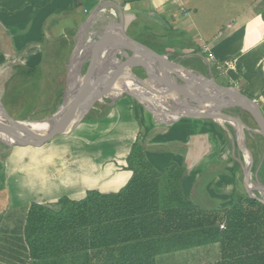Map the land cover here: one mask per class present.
I'll return each instance as SVG.
<instances>
[{"label":"crops","instance_id":"obj_1","mask_svg":"<svg viewBox=\"0 0 264 264\" xmlns=\"http://www.w3.org/2000/svg\"><path fill=\"white\" fill-rule=\"evenodd\" d=\"M109 1L0 0V88L13 74L19 73V65L25 66L26 70L38 64L45 40L48 47L53 48L51 43L55 41L57 34L62 33L65 28L78 25L80 28L83 19L79 17L83 12H86L88 7L95 9L99 3L101 5L104 3L108 5H100L98 8H112L119 13L117 6ZM113 1L122 3L123 12L128 20L132 16L135 18H163V21H166L165 27L161 26L163 30H158L159 22L152 20L150 23L145 22V26H149L148 29L145 28V33L147 35L152 32L155 35L156 33H165L166 38L170 37L177 44H181L184 49L189 50L187 58H200L206 64L210 74L213 75V70L218 72L223 81L217 83L235 86L247 96L257 100L263 112L264 4L262 0ZM101 22L110 23L108 21ZM92 31L95 29L90 30V32ZM171 31L172 33H170ZM98 32L106 35L101 30ZM171 48L173 47L171 46ZM204 48H208V51H204ZM209 52L212 53V58L208 57ZM228 61H231L232 65L225 67ZM219 65L222 67L218 68ZM98 66L101 70L103 69L100 64ZM25 70L20 71L24 72ZM149 84L151 85V82ZM132 99L134 102L137 101L126 94L114 102L109 100L107 105L110 108V113L104 114L103 120L98 121L96 118V123L102 124L105 127L104 131L108 132V134L105 132L106 135L102 137L101 141L109 140L115 148V154L106 153L105 155L104 153L103 158L98 159L106 160L107 172L103 176L97 179L91 175L83 182H73L69 186H65L66 183L61 181L60 170L57 168L56 174L52 176H46L45 173L40 174L43 181L33 184V187L40 185V191H34L30 182L25 181L23 183L25 188L23 192H26V197H23L25 200L18 199L22 196V192L13 194L8 199L9 205L5 204V207L0 210V264H104V259L108 255L135 259L139 255V251L132 248L122 251L90 247L84 254H81L86 258L85 261L79 259L77 250H61L58 255L48 253L34 258L29 255L28 245L22 240L23 235L14 230L22 227L26 211L32 202L40 205H53L59 197L64 195L78 200L83 198L90 189L110 192L124 186L132 174L131 170L126 169V157L132 142L137 138L141 139L148 160L157 169L163 170L169 160L177 163L180 168L178 171H180L181 195L189 198L196 206L209 210L223 208L247 194L245 179H243L245 190L242 192L238 190V172L236 171L239 170H235L234 163L231 166L227 162L223 164L222 158L217 156L216 151H211L218 145L217 140L221 139L222 131L224 132L226 128L224 124L212 119L183 117L171 123H163L165 124L163 128H159L157 123L151 125V122L148 121L143 126L134 117L135 106L131 103ZM143 108L148 111L144 106ZM90 117H87L88 120H81L72 132L57 135L50 141L73 135L82 141L89 142L86 135L97 134L87 128V125L93 120V116ZM157 117L163 121L174 118L164 114H158ZM226 125L231 126L230 124ZM191 127L193 131L190 133ZM140 129L143 131L140 132ZM98 137L101 136L98 134ZM211 140L216 143L213 147H211ZM92 146L93 144L90 145V147ZM14 147L27 150L18 152L11 147L13 148L10 152L11 157L6 161L9 166L13 162V157L19 154L25 155L31 151L30 149L37 146ZM101 152L99 153L101 154ZM49 154V159L54 160L55 154ZM107 155H111V157L104 159ZM93 159V154L87 155L85 159L90 173L95 171V165L92 164ZM215 159H219L221 164H214ZM17 168H12L9 174L11 178L18 174L28 178L26 173L21 174L23 170ZM71 169L73 168L71 167ZM29 173L35 175L32 171ZM72 176L77 178L76 174ZM161 177L162 184H167L166 174ZM12 185L19 184L15 182ZM78 185L80 186L78 187ZM79 190L81 191L79 192ZM255 193L259 195L257 190ZM172 238L173 235L169 234L148 238L144 241L147 244L146 249L153 253L154 264H164L166 261L169 264L168 255L184 250L189 251L190 256L196 255L191 258V261H199L198 264H209L219 259V249L215 248L212 251L211 244L173 250L175 247L173 248V244H171ZM214 244V247H217V243ZM95 253L99 255L97 258ZM163 255H166V259L158 262L157 258ZM210 257H213V260L207 262V258ZM129 262L135 264V261L131 263L132 261L129 260Z\"/></svg>","mask_w":264,"mask_h":264},{"label":"trees","instance_id":"obj_2","mask_svg":"<svg viewBox=\"0 0 264 264\" xmlns=\"http://www.w3.org/2000/svg\"><path fill=\"white\" fill-rule=\"evenodd\" d=\"M35 67L24 73L33 74ZM126 161L132 174L116 191L90 189L81 199L64 195L53 205L32 202L22 227L14 230L23 235L29 255L37 258L77 250L85 261L81 254L89 247L132 248L139 251L135 259L108 255L103 263L154 264L144 241L171 234L173 250L217 243L219 259L209 264H264V203L246 194L223 208L196 206L181 195L177 163L169 160L163 170L157 169L139 138L132 142Z\"/></svg>","mask_w":264,"mask_h":264},{"label":"rangeland","instance_id":"obj_3","mask_svg":"<svg viewBox=\"0 0 264 264\" xmlns=\"http://www.w3.org/2000/svg\"><path fill=\"white\" fill-rule=\"evenodd\" d=\"M115 2L122 10L121 11L117 7L119 10V18L120 16H122L127 35L145 44L154 51L167 55L169 59L179 63L182 68L193 70L198 77H201V75H203L204 77H211L214 75L213 78L215 77L214 79L216 80V82L223 81V79L220 78L218 72L213 70V75L210 74L209 70L206 67V64L200 58H187L186 55L189 53V50L184 49L181 44H177V42H174L172 39H170V37L166 38L165 33H156V35L153 34V32L151 33L152 35H150V33H148L149 35L145 33L146 29L149 28V26H145V22L150 23V21L152 20L159 22L160 27H157L158 30H163L161 26L165 27L166 25V21H163V18H135L132 16L128 20V18L126 19V16L123 12L122 3L117 1ZM105 5L108 4L103 3L101 6ZM94 10V8L88 7V9H86V12H83L82 16L79 18L83 19L82 22H84ZM104 23L107 24L106 22ZM78 28L79 25L76 27L69 26L68 28L64 29V31L62 32L63 34H57V38L53 43H51V45L54 46L53 48L48 47V43L46 40L43 42L42 55L40 56L38 64H36L35 72L33 74H25L24 72L20 71L22 69L25 70V66H18L19 73L13 74V77L11 76V78L6 81L4 86L0 88V107L3 111H5V113H8L9 116L14 119L39 121L51 116L56 112L61 104V100L63 98L62 96L64 94L66 86L68 63L75 48V44L77 43V36L81 33L80 32L75 37ZM94 29L95 31L90 32L89 37L98 41L101 39H108L104 36V34L98 32L99 30L105 31L106 25L102 24V26L100 27L94 26ZM135 32L139 34H133ZM170 33H172V31ZM89 41L92 42V40ZM89 41L84 43L88 44L90 43ZM171 46L173 48H171ZM162 47H164L163 50H160ZM117 50L119 52H124V49L122 48H117ZM128 54L131 53L128 52ZM116 57L119 59V61H125V58H122L119 54H117ZM97 62L101 67H103L102 70L104 74H109L111 68L108 65V61L99 58L97 59ZM86 64L87 62H84L81 66L82 75L86 72ZM102 70L98 67L99 73L97 74L104 76L102 74ZM131 70L134 73L135 71H137V75L141 78L146 77L143 69L138 65L131 67ZM165 70L168 71L167 74L170 78L171 76L169 74V68L166 67ZM185 74L188 75L189 73L186 71ZM197 80L198 79H196L195 81ZM172 81L175 82V80ZM89 83H91V81H87L86 84ZM201 83L203 82L201 81ZM119 85L120 84L116 82L114 87H118ZM149 92L152 93V91L150 90ZM129 97L132 98L131 96ZM102 99V102L96 101L93 107L82 119V121H84L85 119L88 120V118H91L90 116H93V120L87 125V128H89L91 132L97 134H95L94 136L86 135V138L89 142H85V140L82 141L81 139L73 137V135L55 138L52 141L48 140L47 142L43 143L44 145L41 144L37 147H34L33 149H30L31 151H28V153L25 155L19 154L13 157V162L11 166H9V164H6V161L7 158L11 157L10 152L11 150H13V148H15V150H18V152L27 149L16 147L9 148L0 141V210L5 207V204L6 206L9 205L8 199H10L13 194L15 195L22 192V196L18 199L24 201L25 199H23V197H26V192H23L25 191L23 183H25V181L30 182L31 187H33V184L35 182L43 181V177H41L40 174L45 173L46 176H52L56 174V169L58 168L60 170L61 181L63 183H66L65 186H69L70 183L73 182H83L85 181V178H90L91 175L98 179L99 177L103 176L105 172H107V164H105L106 160L103 161L98 159H102L104 153L105 155L106 153L115 154V148L112 146V143L109 140L101 141V139H103L102 137L106 135L105 132L107 134L108 132L107 130L104 131L105 127L102 124L98 122L96 123V118L98 121L103 120V115L110 113V108H108L109 106L107 105L110 99ZM165 100L169 105H175V103L170 98L166 97ZM131 103H133V106H135L134 117L137 118L143 126L146 125L147 121L151 122V125L157 123V126L159 128H163L165 126V124H163L162 122L154 120L157 119L158 114L153 116L150 112L146 111L143 106H141L143 105L141 101L137 100L136 102H134V100L132 99ZM173 109L174 108H171V110ZM224 111L240 117L248 127L256 128V124L254 123L251 115L244 109L240 107H231L225 108ZM262 113L264 115V108ZM223 124L226 126V128L224 129V132L221 130V139L219 141L217 140L218 145L215 146V148L213 149L214 151L212 149L211 151H216L217 156L222 158L223 164L227 162V164L231 166L234 163L235 170H239L236 171L238 172V190L239 192H242L245 190L243 187V179H245L243 173V167L245 166L244 153L241 152V149L237 145L236 131L234 130V128L232 126L226 125L225 123ZM142 131L143 129H140V132ZM192 131L193 130L191 127L190 133ZM243 131L244 132L242 139L246 148L247 162H250L251 156L249 173L250 181L247 183L248 186L255 184L258 187L259 184L264 183V142L262 137L258 133L246 128ZM88 133L90 132L88 131ZM98 134L99 136H101L100 138L98 137ZM211 142V147H213L215 142L214 140H211ZM92 144L93 146L90 147V145ZM101 150H103V152H101ZM99 152H101V154ZM49 153L55 154L54 160L49 159ZM89 154L94 155L92 164L95 165V171L93 173H90L88 171L87 162L85 161L87 155ZM109 157H111V155H107L104 159ZM214 164L220 165L221 161L219 159H215ZM16 167H18L17 169L23 170L21 174L26 173L28 175V178H24L19 174L14 178H11L9 174L12 171V168ZM71 167L73 169H71ZM29 171H32L35 175H31ZM75 174L77 176L76 179L75 176H72ZM55 179H57V177H55ZM14 181L19 185H12L15 184ZM79 186L80 185H78V187ZM33 188L34 191L41 190L40 185ZM80 191L81 190H79V192ZM258 191L259 193H262L261 189H259ZM211 245L213 246L212 251H214L215 248H218L217 244V247H214L215 244ZM176 256L179 257L176 258ZM195 256L196 255L190 256L189 251L184 250L177 254L168 255L167 258L169 257V264L200 263L199 261H191V258ZM163 259H166V255L157 258V261L161 262ZM211 260H213V257L207 258V262ZM167 263L168 262L166 261L164 264Z\"/></svg>","mask_w":264,"mask_h":264},{"label":"water","instance_id":"obj_4","mask_svg":"<svg viewBox=\"0 0 264 264\" xmlns=\"http://www.w3.org/2000/svg\"><path fill=\"white\" fill-rule=\"evenodd\" d=\"M109 2L119 8L115 1L110 0ZM100 5L101 4L95 9ZM91 14L80 26L77 35L88 24ZM83 44L86 46L85 50L83 51L81 49L78 55H76L78 43L75 44V48L68 63L66 86L63 94L66 96L67 91L69 92L68 100H63L65 105H60L51 116L39 120L44 123L45 126L42 125L41 128H37L30 125L29 120L14 119L0 107V141L7 147L39 146L57 135L70 133L78 126L96 101H103L102 98H109L114 102L117 98L126 94L141 101L139 93L133 89L131 90L129 87H121L118 91L114 88L116 82H120L121 86H123L124 81L128 77H130L129 80H132L135 85L142 89H148L163 98H170L175 103V105H171V108H174V112H177L176 117L166 121L157 117L159 122L171 123L183 117L212 119L214 121H217V118H222L225 121H238L246 129L258 133L264 142V115L257 100L247 96L235 86H226L217 83L213 76L204 77L201 75V77H198L193 70L182 68L179 63L169 59L167 55L158 53L127 35L122 16H120L119 35L117 34L106 40L101 39L98 42L93 41L88 44ZM107 48H122L127 53L129 52L131 54H119L122 58H125V61L120 60L121 65L113 67L109 74H104V72H102L104 76H101L97 74L99 73L97 62V59H99L98 54L103 50H107ZM78 58L80 61L77 60ZM84 62H87L88 65L85 74L82 75L81 66ZM135 65L143 69L146 75L145 78L139 77L131 70V67ZM154 65L161 71V76L156 71ZM161 65H165L169 68V74L171 77L175 78L176 82L166 79L165 73L162 72L160 67ZM186 71L189 73L188 75L185 74ZM76 73L82 75L83 79L80 81L81 83L77 80ZM196 79L198 80L195 81ZM74 80H76V84L73 88H70L69 82H74ZM87 81H91V83L86 84ZM199 81L206 82V88L200 89V87L194 85L195 82ZM148 82H151L152 86ZM158 85H162V88H159ZM189 89L190 91L187 94V90ZM142 104L153 116L158 113L161 114L160 111H157L152 105H148L144 102H142ZM226 107H240L247 111L256 124V128L248 127L240 117L225 112L224 109ZM235 131L237 145L241 149V152L244 153V149L246 148L241 134H239L236 129ZM1 134H3L6 139H4ZM250 163L251 156L250 162L247 163L245 160V166L243 167L247 194L264 203V194L259 193V195H256L255 193V190L258 191L260 186L257 187L254 184L248 186L247 182L250 181L248 179ZM262 185H264V183H262Z\"/></svg>","mask_w":264,"mask_h":264},{"label":"bare ground","instance_id":"obj_5","mask_svg":"<svg viewBox=\"0 0 264 264\" xmlns=\"http://www.w3.org/2000/svg\"><path fill=\"white\" fill-rule=\"evenodd\" d=\"M101 21H108L110 23L105 24L104 22H101ZM102 24L106 25V30L103 31V32L106 34L104 36L107 37L108 39L110 37H112V36L113 37L116 36L117 34L119 35V31H120L119 13L117 11H115L114 9H112V8H98V9L93 11V13L91 14V17H90V20H89L88 24L83 28L81 33L77 36L78 50L76 52V55L80 54L79 51L81 49L83 51L85 50L86 46L83 44L84 42H87L89 40H92V42L93 41L94 42H98V40L89 37V34H90V30L94 29V26H99L100 27V26H102ZM117 54L128 55V53L125 50H124V52H119L117 50V48H107V50L101 51L98 55H99L100 59L107 60L108 61V65L112 69L115 66L121 65L119 59L116 57ZM79 58L77 60L80 61ZM154 66L156 68V71L161 76L162 75L161 71L158 70L156 65H154ZM160 67L162 69V72L165 73L166 79L168 78V79L175 80L174 77H170L169 78V76L167 74L168 71L166 72V70H165V68L167 66L161 65ZM75 72H77V71H75ZM76 78L79 81V83H81L80 81H82V79H83L82 75H79V74L76 73ZM129 78L130 77L126 78V80L124 81L123 86H121V84L119 82L120 85L118 87H114L116 89V91H118V89L121 88V87H125V88L129 87L131 90L133 89L134 91L139 93V96H140V99H141L142 102H144V103H146L148 105H152L157 111H160L161 114H164V115H167V116H171V117H176L177 112H174V110H171V105H169L166 102L165 97L163 98V97H161L160 95H158V94H156L154 92L150 93L148 91V89H142L141 87L135 85L132 80H129ZM175 82H176V80H175ZM75 84H76V80H74V82L70 81L69 82V87L73 88L75 86ZM194 85L197 86V87H200V89H203V88H206L207 83L206 82L201 83V81H199V82H195ZM151 86H152V84H151ZM158 87L162 88V85H158ZM115 89H114V91H115ZM159 90H161V89H159ZM189 91H190V89L187 90V94L189 93ZM68 93L69 92L67 91L66 96L65 95L62 96L63 98L61 100V104L60 105H63V106L65 105L63 100H65V101L68 100V96H69ZM226 108H231V107H226ZM217 121H219L222 124L223 123L230 124L232 127H234L238 131L239 134H241V137L243 138L242 131L245 129V127L240 122H238V121H236V122L225 121L222 118H217ZM29 124L34 126V127H37V128H41L42 125L45 126V124L40 122V121L39 122L30 121ZM1 135L3 136L4 139H6V137L3 134H1ZM244 158H245V160L247 162L246 149H244ZM248 179H249V174H248ZM259 186H260L262 194H264V185L259 184Z\"/></svg>","mask_w":264,"mask_h":264},{"label":"built area","instance_id":"obj_6","mask_svg":"<svg viewBox=\"0 0 264 264\" xmlns=\"http://www.w3.org/2000/svg\"><path fill=\"white\" fill-rule=\"evenodd\" d=\"M204 51H208V48H204ZM208 57H209V58H212V57H213L212 53L209 52ZM231 65H232V62H231V61H228V62H226L225 67H229V66H231ZM217 67L220 68V67H222V66L219 65V66H217ZM221 227H223V225H221Z\"/></svg>","mask_w":264,"mask_h":264}]
</instances>
